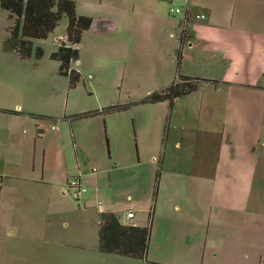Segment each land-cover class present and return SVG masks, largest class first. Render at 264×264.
Listing matches in <instances>:
<instances>
[{
  "label": "rangeland",
  "instance_id": "rangeland-1",
  "mask_svg": "<svg viewBox=\"0 0 264 264\" xmlns=\"http://www.w3.org/2000/svg\"><path fill=\"white\" fill-rule=\"evenodd\" d=\"M76 1L100 22L81 35L80 81L74 88L68 87L67 79L58 74V64L50 59L54 38L61 39L64 33V21L41 44V59L20 62L3 54L4 33L11 20L0 8V93H17L21 110L30 112L29 117L6 116L12 122H0L4 156L0 161V264H180L184 257L162 234L159 220L152 221L145 260L99 252L100 210H115L120 221L131 211L135 223L147 224L161 172L172 166H167V160L160 165L151 161L153 155L158 160L168 141L170 147L180 133L167 127V104L139 103L173 79L172 68L168 74L170 67L161 62L173 56L174 42L178 45L177 37H169L166 20L181 21L183 14L174 10L189 7L193 16L203 14L199 21H204L211 6L221 18L224 15L226 25L264 28V0H128L136 10V29L128 37L124 32L98 34L109 23L103 17L111 0ZM180 26L186 25L178 24L172 32L179 33ZM261 39L264 43V35ZM110 48L116 51L110 53ZM75 63L71 67L77 71ZM212 89L200 86L179 107L197 108L203 99L219 101L207 97ZM112 105L128 108L106 116L80 117ZM160 115L163 125H152L151 119ZM180 131L185 135L187 130ZM55 179L62 186L51 183ZM76 179L84 189L77 196L67 185ZM177 225L170 232L193 227L185 220ZM258 247L212 257L198 252L188 258L189 264H264V241Z\"/></svg>",
  "mask_w": 264,
  "mask_h": 264
},
{
  "label": "crops",
  "instance_id": "crops-1",
  "mask_svg": "<svg viewBox=\"0 0 264 264\" xmlns=\"http://www.w3.org/2000/svg\"><path fill=\"white\" fill-rule=\"evenodd\" d=\"M74 1L76 14L88 16L81 10V3ZM209 7L204 21L190 20L185 27L180 26L179 33L172 31L183 20H166L169 37H177L178 45L174 42L173 56L161 59L164 66L170 67L168 74L172 68L174 79L178 38L185 29L179 73L215 81L214 84L202 83L200 86H212L211 96L207 97L219 99H203L197 108L179 107L178 103L193 92L175 101L167 120V127L180 133L175 140L172 139L170 147L168 141L162 154V164L167 160V166H172L161 172L153 221H160L162 234L172 240L169 243H173L184 257L180 264H189L191 261L188 258L196 256L198 252L203 257L218 256L219 252L232 254L247 247L256 250L260 247V241H264V43L261 39L264 28L232 23L226 25L224 15L221 18L220 13ZM106 9L103 18L109 23L105 28L98 29L99 35L105 37L124 32L128 37L135 32L136 10L129 6L128 0H111ZM89 17H92V25L84 32L100 22L92 15ZM62 20L64 33L61 39L54 38L55 50L59 41L65 39L67 20ZM6 36L5 29L4 38ZM47 39L35 40L34 45L40 47ZM120 46L124 45L120 43ZM115 51V48L109 49L110 53ZM3 52L20 62L33 59H22L11 51ZM79 63L78 60L75 64L80 73ZM172 77L170 74V81ZM157 81L158 78L154 83ZM166 86H157L159 88L156 90ZM18 99L19 95L10 90L0 93V115L4 116L0 117V122H12L9 117L30 116V112L21 110ZM158 104L167 103L155 105ZM163 122L161 115L158 119L155 116L151 119L152 125L159 123L161 126ZM200 124L203 128H200ZM180 129L187 130L185 135ZM3 157L0 153V161ZM156 157L151 156L153 164L158 163ZM77 169L79 172L78 164ZM51 183L62 186L58 179ZM198 185L205 198L200 196ZM111 212L116 213L115 210ZM117 218L121 224L146 225L135 223V216L131 220H127L125 215H122L121 221ZM180 220L191 222L193 227L170 232L172 226L178 228Z\"/></svg>",
  "mask_w": 264,
  "mask_h": 264
},
{
  "label": "trees",
  "instance_id": "trees-1",
  "mask_svg": "<svg viewBox=\"0 0 264 264\" xmlns=\"http://www.w3.org/2000/svg\"><path fill=\"white\" fill-rule=\"evenodd\" d=\"M0 8L7 12L11 25L6 28L7 36L2 42L6 52H15L22 59L39 60L43 57V49L34 45L35 40H45L58 27L63 18L67 25L65 39L59 43L57 49L50 54V59L58 63V74L66 77L68 87L74 88L80 81V73L71 67L73 62L79 60L81 35L92 25V18L76 14L74 0H0ZM195 20V19H193ZM188 24V23H187ZM183 29L179 36V47L176 52V75L166 87L155 90L139 101L140 104L155 105L167 103L169 114L176 100L195 92L202 83H212L202 78H193L179 73L182 60V46L184 43ZM128 106H109L102 110H95L84 116H106L119 110H126ZM18 114L17 111H10ZM162 154L158 165L162 163ZM160 169L156 172V187ZM155 190L152 203L155 204ZM152 211V210H151ZM149 211L145 226L121 224L111 211L101 212L98 222V251L145 260L149 248L152 212Z\"/></svg>",
  "mask_w": 264,
  "mask_h": 264
},
{
  "label": "built area",
  "instance_id": "built-area-1",
  "mask_svg": "<svg viewBox=\"0 0 264 264\" xmlns=\"http://www.w3.org/2000/svg\"><path fill=\"white\" fill-rule=\"evenodd\" d=\"M171 11H172V10H171ZM174 12H175V13H182V14H183L182 20H183V24H184V25H186V24L189 22L190 19L203 20V19L205 18V16H204L203 14H201V13H200V14H197V15H195V16H193V15L191 14V11H190V8H189V7L184 8L182 11H181V9L176 8V9L174 10ZM52 128L55 129L56 127L53 126ZM68 185H69V187H71V188L74 189V191H75V192H74L75 196H77L78 193H80L82 190H84L83 188H81V183H80L79 180H77V179L71 181V183L68 184ZM125 218H126L127 220H131V219H133V218H134V214H133V212L128 211V212L125 214Z\"/></svg>",
  "mask_w": 264,
  "mask_h": 264
}]
</instances>
